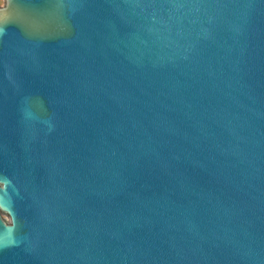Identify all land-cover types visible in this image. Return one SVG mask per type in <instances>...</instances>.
<instances>
[{
  "label": "water",
  "instance_id": "1",
  "mask_svg": "<svg viewBox=\"0 0 264 264\" xmlns=\"http://www.w3.org/2000/svg\"><path fill=\"white\" fill-rule=\"evenodd\" d=\"M0 264H264V0H5Z\"/></svg>",
  "mask_w": 264,
  "mask_h": 264
},
{
  "label": "rangeland",
  "instance_id": "2",
  "mask_svg": "<svg viewBox=\"0 0 264 264\" xmlns=\"http://www.w3.org/2000/svg\"><path fill=\"white\" fill-rule=\"evenodd\" d=\"M5 3H6L5 0H0V5L5 6Z\"/></svg>",
  "mask_w": 264,
  "mask_h": 264
}]
</instances>
